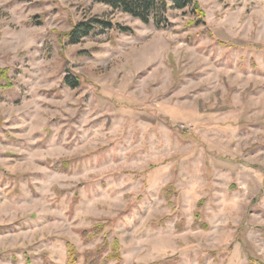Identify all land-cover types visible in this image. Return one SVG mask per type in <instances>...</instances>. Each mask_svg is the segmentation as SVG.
Listing matches in <instances>:
<instances>
[{"label":"rangeland","instance_id":"374dc122","mask_svg":"<svg viewBox=\"0 0 264 264\" xmlns=\"http://www.w3.org/2000/svg\"><path fill=\"white\" fill-rule=\"evenodd\" d=\"M194 1L0 0V264H264V0Z\"/></svg>","mask_w":264,"mask_h":264},{"label":"trees","instance_id":"16d2710c","mask_svg":"<svg viewBox=\"0 0 264 264\" xmlns=\"http://www.w3.org/2000/svg\"><path fill=\"white\" fill-rule=\"evenodd\" d=\"M96 3L104 4L114 10L121 11L124 14L140 20L142 23L149 25L154 20L157 26L166 25L167 16L171 10L183 11L186 9L193 10L195 16L193 24L199 26L203 24V18L198 6L194 0H93ZM104 29H114V25L105 21L95 20L89 23H81L69 35L71 42L78 43L94 32L97 27ZM123 32H130L128 28H120ZM70 87L77 88L79 83L76 79H67ZM98 259L91 260V264H98Z\"/></svg>","mask_w":264,"mask_h":264}]
</instances>
